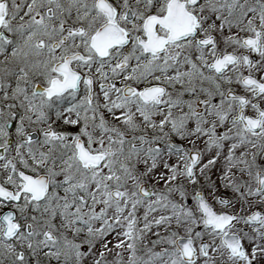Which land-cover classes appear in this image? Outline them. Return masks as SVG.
Listing matches in <instances>:
<instances>
[{"label": "snow or ice", "instance_id": "1", "mask_svg": "<svg viewBox=\"0 0 264 264\" xmlns=\"http://www.w3.org/2000/svg\"><path fill=\"white\" fill-rule=\"evenodd\" d=\"M0 264H264V0H0Z\"/></svg>", "mask_w": 264, "mask_h": 264}]
</instances>
